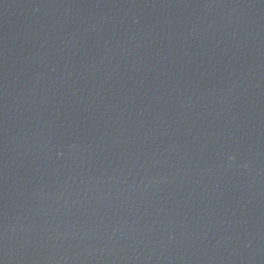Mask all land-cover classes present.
Wrapping results in <instances>:
<instances>
[{"label": "water", "instance_id": "obj_1", "mask_svg": "<svg viewBox=\"0 0 264 264\" xmlns=\"http://www.w3.org/2000/svg\"><path fill=\"white\" fill-rule=\"evenodd\" d=\"M0 264H264V0H0Z\"/></svg>", "mask_w": 264, "mask_h": 264}]
</instances>
